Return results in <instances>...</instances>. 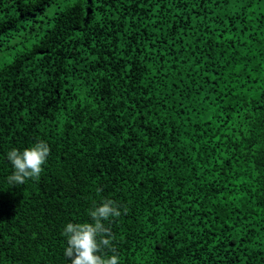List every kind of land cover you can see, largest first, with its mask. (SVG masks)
Instances as JSON below:
<instances>
[{
  "label": "trees",
  "instance_id": "obj_1",
  "mask_svg": "<svg viewBox=\"0 0 264 264\" xmlns=\"http://www.w3.org/2000/svg\"><path fill=\"white\" fill-rule=\"evenodd\" d=\"M105 199L119 264H264V0H0V264Z\"/></svg>",
  "mask_w": 264,
  "mask_h": 264
},
{
  "label": "clouds",
  "instance_id": "obj_2",
  "mask_svg": "<svg viewBox=\"0 0 264 264\" xmlns=\"http://www.w3.org/2000/svg\"><path fill=\"white\" fill-rule=\"evenodd\" d=\"M50 151L43 140L23 151L15 148L9 151L7 159L14 169L7 178L9 184L16 186L24 184L27 179H39ZM120 207L115 201L105 199L89 210L91 222L67 223L62 235L67 238L64 255L71 264H119V258L112 249L114 236L104 221L121 216ZM105 249L112 250L113 254L108 256Z\"/></svg>",
  "mask_w": 264,
  "mask_h": 264
}]
</instances>
